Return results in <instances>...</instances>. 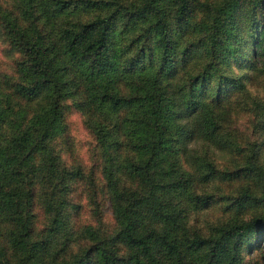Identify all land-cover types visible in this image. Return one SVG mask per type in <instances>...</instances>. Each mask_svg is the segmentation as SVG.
Returning a JSON list of instances; mask_svg holds the SVG:
<instances>
[{
	"label": "trees",
	"instance_id": "trees-1",
	"mask_svg": "<svg viewBox=\"0 0 264 264\" xmlns=\"http://www.w3.org/2000/svg\"><path fill=\"white\" fill-rule=\"evenodd\" d=\"M0 44L16 55L0 72V264H248L264 137L228 133L217 109L264 73V0H0ZM69 109L87 169L60 155ZM249 109L264 131V103ZM212 184L233 212L201 224Z\"/></svg>",
	"mask_w": 264,
	"mask_h": 264
},
{
	"label": "rangeland",
	"instance_id": "rangeland-1",
	"mask_svg": "<svg viewBox=\"0 0 264 264\" xmlns=\"http://www.w3.org/2000/svg\"><path fill=\"white\" fill-rule=\"evenodd\" d=\"M197 15V14H196ZM198 16V15H197ZM197 17L195 18V20ZM16 55H10L5 50L4 45L0 44V72L12 74L13 72V59ZM247 74H242V87L233 92L231 96L221 105V109H217V112L222 117L223 127L228 133H236L240 138H254L256 136L264 137V131L259 133H253L251 130L252 114L249 106L252 100H260L264 103V73H259L254 70L244 71ZM230 101L227 107L226 102ZM231 105V106H230ZM230 106V107H229ZM259 112V107L255 112ZM68 141L71 143L70 149L62 147L60 155L63 161L72 163L73 161H84L82 164L85 169L89 165V150L91 144L88 140V135L85 127L82 124L81 116L73 109L68 110ZM262 155L264 157V148L262 149ZM222 166L223 160H218V166ZM211 190L218 188L215 195H218V202L211 208L200 213V223L204 222H217L228 218L233 210L224 209L225 196H228L227 187L219 184H212L209 186ZM85 191L82 184H76L72 193V198L76 201H84L87 204ZM257 243L254 244L253 249L245 254V259L248 260V264H264V232L256 239ZM255 240V241H256Z\"/></svg>",
	"mask_w": 264,
	"mask_h": 264
}]
</instances>
